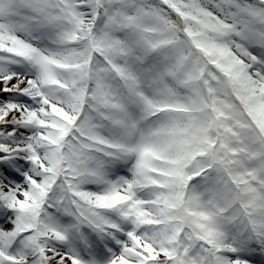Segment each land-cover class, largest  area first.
<instances>
[{
	"label": "snow or ice",
	"instance_id": "snow-or-ice-1",
	"mask_svg": "<svg viewBox=\"0 0 264 264\" xmlns=\"http://www.w3.org/2000/svg\"><path fill=\"white\" fill-rule=\"evenodd\" d=\"M0 264H264V0H0Z\"/></svg>",
	"mask_w": 264,
	"mask_h": 264
}]
</instances>
